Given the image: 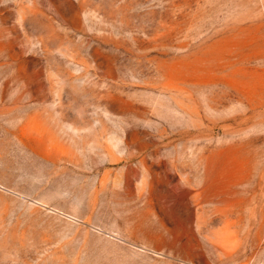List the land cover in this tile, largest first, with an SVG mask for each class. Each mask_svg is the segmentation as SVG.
Wrapping results in <instances>:
<instances>
[{"label": "rangeland", "instance_id": "obj_1", "mask_svg": "<svg viewBox=\"0 0 264 264\" xmlns=\"http://www.w3.org/2000/svg\"><path fill=\"white\" fill-rule=\"evenodd\" d=\"M0 264H264V0H0Z\"/></svg>", "mask_w": 264, "mask_h": 264}]
</instances>
